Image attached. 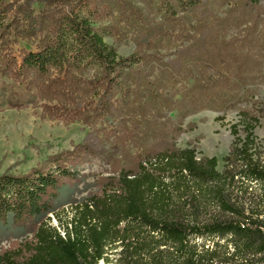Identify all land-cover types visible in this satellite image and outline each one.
<instances>
[{"label":"trees","instance_id":"1","mask_svg":"<svg viewBox=\"0 0 264 264\" xmlns=\"http://www.w3.org/2000/svg\"><path fill=\"white\" fill-rule=\"evenodd\" d=\"M203 7V0H149L147 14L128 0H0V81L9 82L0 99L25 92L24 107L114 139V152L133 165L81 199L83 166L104 155L94 143L27 174L0 176V239L33 233L1 252L0 264H264L259 120L243 114L246 136L222 171L217 158L162 138L184 101L224 106L242 81L241 47L205 38L213 18ZM131 35L138 52L129 58L106 42ZM162 50L175 59L166 63L173 54Z\"/></svg>","mask_w":264,"mask_h":264},{"label":"rangeland","instance_id":"2","mask_svg":"<svg viewBox=\"0 0 264 264\" xmlns=\"http://www.w3.org/2000/svg\"><path fill=\"white\" fill-rule=\"evenodd\" d=\"M128 1L141 8L144 13L150 12L149 0ZM203 5L200 13L206 18H213L209 21L210 33L205 38L219 36L226 42H238L236 47H241L239 53L246 57L243 66L238 69L242 74V81L233 94L235 98L224 106L195 107V104L184 101L178 110L169 114L170 121L166 123L162 138L164 140V136L168 137L169 144H175L178 148H195L200 159L217 158L218 169L222 171L226 165L225 158L236 140L246 136L244 113L259 120L254 136L264 151V0H259L254 7L251 0H203ZM150 17L153 18L152 15ZM156 22H160V19ZM106 42L114 46L118 56L122 58L132 57L138 52V41L132 35L127 42L115 43L112 38H107ZM189 45L190 43H186L183 47ZM161 54H173L170 58H165L166 63L175 59L174 50H165ZM231 69L237 71L234 67ZM184 82L171 92L183 90L186 87ZM8 85V81H0V94L2 87ZM8 93H5L6 98L0 99V176L6 173L27 174L51 158L71 152L85 143H94L104 155L91 159L83 166L85 180L78 185V199L96 192L99 180L112 176L123 167L133 168L118 152H114L115 148L111 143L114 139L108 141L102 135L97 137L92 129L81 123L67 125L45 118L41 107H24L29 101L25 92L19 91L16 96L7 99ZM10 102L17 106L11 108ZM235 128L237 135L234 133ZM66 211L69 216L72 214L71 207H66ZM53 224L57 226L54 221ZM27 226L33 229L34 224L28 223ZM32 240V231L22 238L10 235L0 239V253L17 249L21 244Z\"/></svg>","mask_w":264,"mask_h":264}]
</instances>
